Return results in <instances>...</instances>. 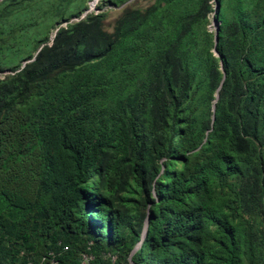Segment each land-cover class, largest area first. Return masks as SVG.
<instances>
[{"label": "trees", "instance_id": "1", "mask_svg": "<svg viewBox=\"0 0 264 264\" xmlns=\"http://www.w3.org/2000/svg\"><path fill=\"white\" fill-rule=\"evenodd\" d=\"M60 10L0 0V264H264V0H154L112 33L99 10L43 44Z\"/></svg>", "mask_w": 264, "mask_h": 264}, {"label": "rangeland", "instance_id": "2", "mask_svg": "<svg viewBox=\"0 0 264 264\" xmlns=\"http://www.w3.org/2000/svg\"><path fill=\"white\" fill-rule=\"evenodd\" d=\"M91 1L92 0H51V3H53V5L61 4L60 14L62 15L64 11L66 12L67 17L65 19H60L61 15L59 14L60 15L59 22L57 23L55 22L53 26H51L48 30H46L47 40L43 44L51 45L54 34L59 28L65 27L68 23H73L75 21H78L80 18H83L90 13L97 14L99 10L104 12V17L102 18L100 22L101 28L108 33H112L114 32L118 19L123 17V15L126 12L130 10H134V9H140L142 11H145L154 2V0H125V1L98 0L95 6L90 7V5L95 0L93 2ZM48 6H45L39 9V11L37 12H39V14L42 15L43 12H46V10L48 9ZM9 9L12 11L13 10L17 11L19 8L17 7L16 4H13L12 7H10ZM208 16H209V22L207 23L206 28L208 29L209 32L213 34L215 30L213 26L215 24L213 20L214 12H210ZM9 17L11 16L9 15ZM15 32H17V30H15ZM21 62H24V60H21ZM9 73H10L9 69H6L5 71L0 72V78L2 79L5 74H9ZM9 171L11 172L12 169H10ZM15 175H17V180L15 181L14 185H17L20 183H23L26 187L29 185L25 174H22L16 171ZM29 193L32 194V190H30ZM1 264H4V262H2Z\"/></svg>", "mask_w": 264, "mask_h": 264}, {"label": "built area", "instance_id": "3", "mask_svg": "<svg viewBox=\"0 0 264 264\" xmlns=\"http://www.w3.org/2000/svg\"><path fill=\"white\" fill-rule=\"evenodd\" d=\"M64 248L67 249L68 247L65 246ZM49 255L52 256L51 261H50V264H59L58 259L55 257V255L52 252L49 253ZM93 258L94 257L91 254L83 253L82 254V263L83 264H92L91 260ZM43 260H45V258H43ZM113 260H114V258H113ZM27 264H33V263L29 261Z\"/></svg>", "mask_w": 264, "mask_h": 264}, {"label": "clouds", "instance_id": "4", "mask_svg": "<svg viewBox=\"0 0 264 264\" xmlns=\"http://www.w3.org/2000/svg\"><path fill=\"white\" fill-rule=\"evenodd\" d=\"M216 6H217L216 4L213 5V12H214V14L216 13ZM213 20H214V23H215V24L213 25V26H214V29H215V30H217V28L219 29V23H218L215 19H213ZM214 29H213V30H214ZM215 30H214V31H215ZM218 32H219V31H218ZM214 50H216V49H214ZM216 51H217V50H216ZM214 53H215V52H214ZM216 55H218V53H217ZM65 246H66V245H65ZM65 246H63V247H65ZM136 246H138V244H137ZM136 246H135V247H136ZM135 247H134V248H135ZM139 247H140V246H139ZM139 247H138V248H139ZM138 248H137V249H138ZM137 249H136V250H137ZM83 253L91 254V255L94 257V255H93L92 253L88 252V251H85V252H83ZM131 253H132V252H131ZM93 260H94V258L91 260V262H93ZM27 263H28V262H27ZM32 263L35 264L34 262H32ZM81 263H82V257H81ZM82 264H83V263H82Z\"/></svg>", "mask_w": 264, "mask_h": 264}, {"label": "water", "instance_id": "5", "mask_svg": "<svg viewBox=\"0 0 264 264\" xmlns=\"http://www.w3.org/2000/svg\"><path fill=\"white\" fill-rule=\"evenodd\" d=\"M218 31H219V29L217 28V30H216V32H215V44L217 43V40H218ZM214 52H215V54H217V51H216V50H214ZM146 228H147V223H146L145 226H144V231H143V233H142V238H141L140 242L138 243V246H136V247L133 249L131 255H132V254L136 251V249L141 245L143 239L145 238Z\"/></svg>", "mask_w": 264, "mask_h": 264}, {"label": "bare ground", "instance_id": "6", "mask_svg": "<svg viewBox=\"0 0 264 264\" xmlns=\"http://www.w3.org/2000/svg\"><path fill=\"white\" fill-rule=\"evenodd\" d=\"M97 1H98V0H95V1L90 5V7L95 6V5L97 4Z\"/></svg>", "mask_w": 264, "mask_h": 264}]
</instances>
